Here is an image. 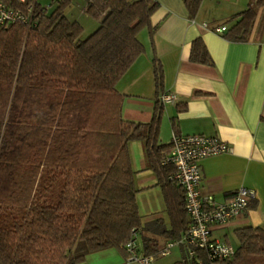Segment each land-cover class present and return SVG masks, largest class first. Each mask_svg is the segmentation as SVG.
<instances>
[{"label":"trees","instance_id":"trees-1","mask_svg":"<svg viewBox=\"0 0 264 264\" xmlns=\"http://www.w3.org/2000/svg\"><path fill=\"white\" fill-rule=\"evenodd\" d=\"M84 1L83 11L99 22L84 38L81 24L64 14L70 0H57L50 12L26 0L16 5L33 4L29 24L0 25V264H78L102 249L124 252L134 227L150 234L141 236L142 250L154 254L159 238L176 239L189 223L184 191L170 177L172 167L162 164L170 147L159 139L162 106L148 122L124 119L123 95L115 87L144 52L138 33L146 29L152 41L158 4ZM200 1L183 0L191 18ZM259 8L264 0H250L225 35L247 40ZM188 58L210 63L201 38L192 40ZM151 66L161 94L163 70L155 55ZM130 140L143 144L168 225L160 217L141 222ZM232 234V258L209 259L198 248L189 258L181 247L180 258L169 264H264V225L236 227Z\"/></svg>","mask_w":264,"mask_h":264},{"label":"crops","instance_id":"crops-1","mask_svg":"<svg viewBox=\"0 0 264 264\" xmlns=\"http://www.w3.org/2000/svg\"><path fill=\"white\" fill-rule=\"evenodd\" d=\"M155 1L153 39L146 29L138 33L144 52L115 85L123 95L121 114L127 120L148 122L155 106H162L160 142L170 143L175 122L177 133L214 135L228 143L229 152L202 158L199 165L202 192L212 194L217 202L226 201L239 186L255 192L253 207L212 227L213 239L229 241L236 227L264 225V8L258 9L247 40L233 41L225 35L227 28L221 33L212 28L229 27L230 19L250 0H201L193 18L183 0ZM196 37L202 39L210 63L188 58ZM153 55L162 65L161 94L155 92ZM165 93L174 100L161 101ZM127 150L142 224L160 217L168 225L162 190L147 164L142 142L130 140ZM146 233L139 231L141 248ZM169 240L159 238L160 248ZM110 248L89 253L78 264H120L124 252L116 248L119 255Z\"/></svg>","mask_w":264,"mask_h":264},{"label":"built area","instance_id":"built-area-1","mask_svg":"<svg viewBox=\"0 0 264 264\" xmlns=\"http://www.w3.org/2000/svg\"><path fill=\"white\" fill-rule=\"evenodd\" d=\"M25 2L26 0H0V25L13 22L29 24L33 4L18 6L24 5ZM225 29L223 25L212 28L217 33ZM160 100L172 102L174 97L166 93L161 95ZM229 151L228 143L218 136L172 133L170 147L162 157V164L172 167L170 177L184 191L185 211L189 223L180 237L167 241L154 254L143 252L139 229L131 228L124 244L126 264H154L156 256L168 254L173 246L185 248L189 258L195 254L196 248L203 249L209 259H227L234 256L235 247L226 240L213 239L211 229L239 216L247 209L249 202L255 199V192L246 186H239L226 201L217 202L212 194L202 192L200 186L199 161Z\"/></svg>","mask_w":264,"mask_h":264},{"label":"rangeland","instance_id":"rangeland-1","mask_svg":"<svg viewBox=\"0 0 264 264\" xmlns=\"http://www.w3.org/2000/svg\"><path fill=\"white\" fill-rule=\"evenodd\" d=\"M40 5L44 6L48 12L52 11L54 7L57 4V0H36ZM85 1L84 0H70L69 6L66 7L64 10V14L70 19V20H76L81 24L83 27V32L81 34V38L86 37L88 34L93 32L95 28H97L99 22L86 14L83 11ZM229 243L232 245H236V239L234 238L233 234H229ZM179 246H173L169 253L166 255H158L154 258L153 263L154 264H169L173 262L175 259L177 260L179 258L180 252H179ZM115 253H118L116 248H110ZM120 255V254H119ZM120 264H125L124 257H121ZM137 264V263H132Z\"/></svg>","mask_w":264,"mask_h":264}]
</instances>
